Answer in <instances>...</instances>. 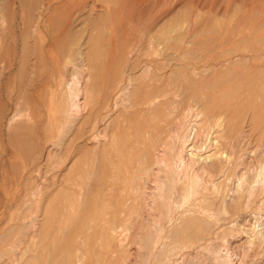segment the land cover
Here are the masks:
<instances>
[{"label":"rangeland","instance_id":"374dc122","mask_svg":"<svg viewBox=\"0 0 264 264\" xmlns=\"http://www.w3.org/2000/svg\"><path fill=\"white\" fill-rule=\"evenodd\" d=\"M0 264H264V0H0Z\"/></svg>","mask_w":264,"mask_h":264},{"label":"bare ground","instance_id":"6f19581e","mask_svg":"<svg viewBox=\"0 0 264 264\" xmlns=\"http://www.w3.org/2000/svg\"><path fill=\"white\" fill-rule=\"evenodd\" d=\"M96 134V133H95ZM175 164V163H174ZM174 167V166H173ZM173 171V170H172ZM196 179V178H195ZM198 180V179H197ZM173 182V181H172ZM192 189V188H191ZM159 195V194H158ZM105 204V203H104ZM151 205V204H150ZM254 234V233H253ZM221 254V253H220Z\"/></svg>","mask_w":264,"mask_h":264}]
</instances>
